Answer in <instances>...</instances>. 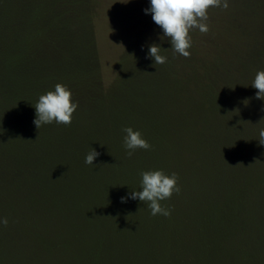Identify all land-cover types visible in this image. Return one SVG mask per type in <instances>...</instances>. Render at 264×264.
<instances>
[{
  "label": "trees",
  "instance_id": "1",
  "mask_svg": "<svg viewBox=\"0 0 264 264\" xmlns=\"http://www.w3.org/2000/svg\"><path fill=\"white\" fill-rule=\"evenodd\" d=\"M100 2L0 0V264H264V101L250 85L264 70V0L209 7L187 57L148 26L109 86ZM149 43L165 63L146 58ZM56 83L78 107L37 129L33 105ZM124 126L150 149L127 155ZM150 169L177 174L168 216L120 200Z\"/></svg>",
  "mask_w": 264,
  "mask_h": 264
},
{
  "label": "clouds",
  "instance_id": "2",
  "mask_svg": "<svg viewBox=\"0 0 264 264\" xmlns=\"http://www.w3.org/2000/svg\"><path fill=\"white\" fill-rule=\"evenodd\" d=\"M128 3L129 0H120ZM230 0H148L147 6L142 9L145 14H151L152 21L161 30L159 39H168L174 54L187 57L192 44L190 30H198L201 33L208 31L209 7L227 9ZM163 38V39H162ZM143 47V46H142ZM158 43H149L145 53L154 64H163L167 57L160 51ZM250 85L257 89L255 97L264 101V70H257ZM71 89L62 83H56L51 90L40 94L35 102V115L33 124L37 129L44 124L55 122L56 124H70L72 114L78 107V103L71 98ZM259 111L264 112V102L261 103ZM122 146L127 155H132L136 149H150L151 145L142 135L139 129L132 126H124L121 129ZM258 142L264 145V127L258 130ZM99 153L92 148L84 156V163L94 165V159ZM139 190H131L120 197L121 202L128 199H139L146 202L150 209V215H170V209L160 203L169 198L174 192L180 191L177 183L178 177L175 172L166 174L161 169L141 170L139 173ZM8 219L0 216V225H6Z\"/></svg>",
  "mask_w": 264,
  "mask_h": 264
},
{
  "label": "rangeland",
  "instance_id": "3",
  "mask_svg": "<svg viewBox=\"0 0 264 264\" xmlns=\"http://www.w3.org/2000/svg\"><path fill=\"white\" fill-rule=\"evenodd\" d=\"M147 3L148 0H129L128 3H121L120 0H101L98 5L94 28L105 86H109L116 76V59L124 47L142 31L147 36L150 35L148 26L157 27L151 19V14L142 11Z\"/></svg>",
  "mask_w": 264,
  "mask_h": 264
}]
</instances>
